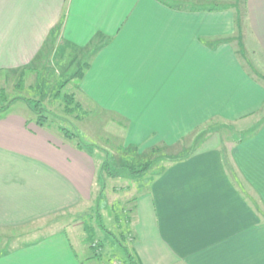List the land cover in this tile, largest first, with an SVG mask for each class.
I'll list each match as a JSON object with an SVG mask.
<instances>
[{"label": "crops", "instance_id": "1", "mask_svg": "<svg viewBox=\"0 0 264 264\" xmlns=\"http://www.w3.org/2000/svg\"><path fill=\"white\" fill-rule=\"evenodd\" d=\"M176 1L0 0V73L33 65L55 33L77 49L103 42L82 94L128 121L127 145L182 150L135 200L137 261L264 264V0ZM259 116L244 141L201 132L183 145L212 120ZM88 150L22 113L0 117V264L99 259L85 247L81 258L54 228L95 195L99 163ZM36 223L42 236L14 246Z\"/></svg>", "mask_w": 264, "mask_h": 264}, {"label": "rangeland", "instance_id": "2", "mask_svg": "<svg viewBox=\"0 0 264 264\" xmlns=\"http://www.w3.org/2000/svg\"><path fill=\"white\" fill-rule=\"evenodd\" d=\"M167 1L173 7L179 5L176 0ZM194 7H199V4L189 5V8ZM237 10L240 16L244 14L242 3L238 5ZM50 39L33 65L25 70L0 73V117L8 112H16L27 115L28 119L36 123L38 116L34 109H40L39 113L48 117V132H52L64 143L76 146L80 141L84 147L88 146L87 149L91 150L98 160L99 172L103 165L108 166L107 169L104 167L105 174L101 180L98 177L92 201L83 205L76 213L73 212L72 217L68 215L69 218L64 222H58L60 225L54 228L65 230L75 250L84 260L87 259L84 247L85 252L90 254L91 245H101L99 259L95 260L94 264H124L126 254L120 244L136 258L131 249L134 242L131 229L133 215L130 217L135 208V200L151 188L161 168H166L169 159L177 155L176 150L182 151L181 146L176 150L160 146L159 153L148 154L127 145L128 121L90 101L81 92L80 79L71 80L79 71L86 72V65L90 64L103 42L99 41L96 45L79 49V54L67 43H62L58 34H53ZM67 95L75 97V103L68 104L71 107L69 110L67 100L70 101L71 98ZM261 116L235 123L212 120L205 129L201 128L186 137L183 145L188 150L187 145L201 132L207 137L220 133L225 140L230 137L231 140L244 141L254 135L251 134L253 131L245 133L247 130L262 124ZM69 135H72V138ZM152 160H158V163L150 173L137 180L128 176L129 172H120L121 165L136 167ZM239 185L241 183L238 184L240 188ZM255 206L260 207V204L256 202ZM42 226L41 223H36L23 231L20 230L15 236L16 240H13L14 246L32 242L37 236H42ZM48 231L50 230H45L49 233ZM92 256L94 257V251ZM134 262L137 263L136 259Z\"/></svg>", "mask_w": 264, "mask_h": 264}, {"label": "trees", "instance_id": "3", "mask_svg": "<svg viewBox=\"0 0 264 264\" xmlns=\"http://www.w3.org/2000/svg\"><path fill=\"white\" fill-rule=\"evenodd\" d=\"M72 50H74V51H76V53H81V50H79V49H77L76 47H73V46H71V45H68ZM80 51V52H79ZM88 67H89V64L88 65H86V70L88 69ZM84 74H85V72L84 71H79L78 72V75H74V77H72L71 78V80H75V79H82L83 78V76H84ZM67 96H69V95H67ZM66 96V97H67ZM70 97V96H69ZM71 98V100L70 101H68L67 100V107H68V110L71 108L69 105H70V102L72 103V104H74L75 102V97L74 96H71L70 97ZM69 98V99H70ZM69 104V105H68ZM79 107H80V105H78ZM72 110V109H71ZM3 111V110H2ZM34 112H35V114L38 116V118H37V120H36V124L39 126V127H41V128H43V129H45V130H47V131H50V127H49V125H47V121H48V117L46 116V115H42V114H40L39 112H41L40 111V109H39V111L38 110H36V109H34ZM67 131V130H66ZM71 138H72V135H69ZM78 138H80V136L79 137H77V140H78ZM75 147H77V149H79V150H85V149H87V147L88 146H86V147H84L83 145H82V142H78V144L75 146ZM159 151H160V149H153L151 152H152V154H157V153H159ZM88 152H91L90 150H88ZM159 159H160V157H158ZM161 160V159H160ZM156 163H158V160H157V162H156V160H152V161H148V162H146V163H143V165H137L136 167L134 166V165H121V167H120V172H129V175L128 176H130L133 180H137L138 178H142L143 176H145L146 174H148V173H150V171L153 169V167H155V164ZM104 167H106V169L108 168V166H104L103 165V167H102V169L100 170V172H99V176H101V177H103L104 176ZM139 167V168H138ZM110 172V171H109ZM111 174V173H110ZM108 176H109V174H108ZM120 248L123 250V252L126 254V262L124 263V264H140L138 261H137V259L136 258H133V256L130 254V252H129V250L127 249V248H125V247H123V245H121L120 244ZM102 248V246L101 245H97V247L96 246H92L91 245V247H90V249L92 250V251H94V258H97V257H99L98 256V252H99V249H101ZM134 259H136V261H137V263H135L134 262Z\"/></svg>", "mask_w": 264, "mask_h": 264}, {"label": "built area", "instance_id": "4", "mask_svg": "<svg viewBox=\"0 0 264 264\" xmlns=\"http://www.w3.org/2000/svg\"><path fill=\"white\" fill-rule=\"evenodd\" d=\"M95 246V245H94Z\"/></svg>", "mask_w": 264, "mask_h": 264}]
</instances>
